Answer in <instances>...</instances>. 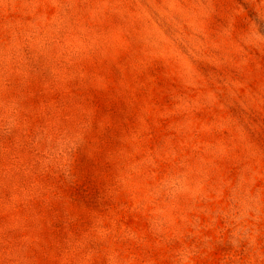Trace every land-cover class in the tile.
<instances>
[{
  "label": "rangeland",
  "instance_id": "374dc122",
  "mask_svg": "<svg viewBox=\"0 0 264 264\" xmlns=\"http://www.w3.org/2000/svg\"><path fill=\"white\" fill-rule=\"evenodd\" d=\"M0 264H264V0H0Z\"/></svg>",
  "mask_w": 264,
  "mask_h": 264
}]
</instances>
